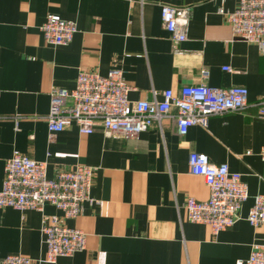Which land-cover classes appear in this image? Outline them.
<instances>
[{
    "label": "crops",
    "instance_id": "1",
    "mask_svg": "<svg viewBox=\"0 0 264 264\" xmlns=\"http://www.w3.org/2000/svg\"><path fill=\"white\" fill-rule=\"evenodd\" d=\"M163 4L189 11L186 40L171 41L161 25ZM237 0H0V189L6 159L14 150L44 161L49 177L78 164L94 168L93 202L64 223L86 234L85 248L44 261L42 211L0 208V257L21 254L35 264H244L264 241V223L246 219L253 197H264V52L233 36L226 12ZM222 10L223 12H220ZM48 14L75 23L66 45L45 42L39 29ZM229 67L230 71L223 67ZM123 71L129 99L162 98L165 89L205 82L243 86L247 106L212 115L207 127L179 135L173 117L134 136L90 134L75 124L48 138L46 115L54 87L72 89L79 71ZM207 76L202 78V71ZM71 100L67 99V104ZM205 153L226 163L247 184L248 198L230 227L216 234L189 221L187 197L205 200L203 177L188 171V154Z\"/></svg>",
    "mask_w": 264,
    "mask_h": 264
},
{
    "label": "built area",
    "instance_id": "2",
    "mask_svg": "<svg viewBox=\"0 0 264 264\" xmlns=\"http://www.w3.org/2000/svg\"><path fill=\"white\" fill-rule=\"evenodd\" d=\"M225 14L235 38L254 43L264 52V0H237L236 7ZM160 19L171 41L186 40L187 9L163 4ZM39 29L45 42L51 45L68 44L77 31L73 21L55 14H48ZM223 69L230 71L227 66ZM207 74L203 70L202 78ZM131 89L120 68L113 67L104 75L79 71L72 89L54 87L50 92V107L45 117L49 140L53 141L58 132L71 124L83 134H90L98 125L106 135L134 136L154 123L160 125L161 119L167 116L174 118L177 133L185 135L192 125L207 127L212 115L240 111L247 106V89L243 86L218 88L201 82L183 85L177 92L165 89L160 100L135 101L128 97ZM67 99L71 100L70 104ZM256 104L258 116L264 121V97ZM259 156L264 161V145ZM46 167L44 161L14 150L4 165L0 208L42 211L48 203L60 210L61 216H43L41 224L46 244L44 261L55 262L58 257L85 248L86 234L64 221L77 217L84 202H93L90 189L94 168L78 164L49 177ZM188 171L202 176L209 190L205 200L186 198L189 221L208 225L214 234L233 225L249 196L241 175L230 171L226 163L210 162L205 153L197 151L188 154ZM246 219L253 227L264 223L263 195H254ZM0 264L35 263L21 254H7L0 257ZM244 264H264V241L252 245Z\"/></svg>",
    "mask_w": 264,
    "mask_h": 264
}]
</instances>
